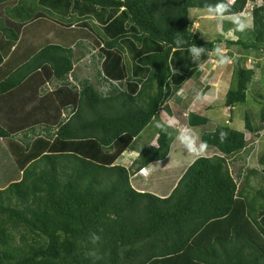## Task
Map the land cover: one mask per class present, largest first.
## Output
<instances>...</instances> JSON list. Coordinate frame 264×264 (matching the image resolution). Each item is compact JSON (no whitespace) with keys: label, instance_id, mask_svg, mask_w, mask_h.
Instances as JSON below:
<instances>
[{"label":"trees","instance_id":"1","mask_svg":"<svg viewBox=\"0 0 264 264\" xmlns=\"http://www.w3.org/2000/svg\"><path fill=\"white\" fill-rule=\"evenodd\" d=\"M13 1L0 0V34L11 44L24 24L39 18L40 9L36 0L10 5ZM53 1L58 7L77 3L82 11L98 12L108 35L97 32L100 38L89 42L90 50L84 48L87 64H79L92 69L91 76L77 75L74 49L47 45L0 81L2 97L33 72L42 82L53 76L60 81L57 94H64L68 104L53 129L47 125L24 139H15L16 132L0 120V139L21 171L18 181L0 189V264H93L88 254L93 248L100 255L96 264H264V150L258 157L260 170L242 165L233 176L228 163L251 151L249 136L258 132L248 113L244 131L231 128L229 120L201 133V143L215 153L196 157L168 195L138 192L130 183L135 173L169 154L176 131L159 120V112L173 115L169 98L200 73L223 41L194 32L190 10L207 11L218 0ZM261 1L252 10L246 38L226 43L239 47L227 52L235 60L233 86L223 103L230 113L246 101L254 76V66H244L245 59L264 52ZM223 2L238 14L246 0ZM121 7L122 15L112 18L110 13ZM178 38L183 45L177 46ZM192 45L206 50L199 63L188 51ZM131 48L140 53L128 60ZM260 99L257 119L264 130V95ZM182 119L195 128L209 122L194 112L182 111ZM150 125L155 132L150 144L128 167L117 164ZM92 233L101 237L96 245Z\"/></svg>","mask_w":264,"mask_h":264},{"label":"crops","instance_id":"2","mask_svg":"<svg viewBox=\"0 0 264 264\" xmlns=\"http://www.w3.org/2000/svg\"><path fill=\"white\" fill-rule=\"evenodd\" d=\"M17 1H23L24 3L33 5L31 0H14L13 2H10V5L15 4ZM56 2L57 1L53 0H36L34 2V4L40 8L38 10L39 18L29 21L22 26L16 43H9L4 36L0 34V52L3 56V62L0 65V81L13 74L19 67L24 65L33 54L47 45H57L67 49H74L75 59H78V62H75L74 64H79V61H82L83 63L86 57V54H84V48L86 51L89 42H93L94 39L100 38L97 32L108 35L104 30L105 24L102 22L101 14H98V12L88 8H85V11H82L77 3H73L70 6L63 5L62 3L61 6L58 7ZM195 10L205 11L198 9ZM121 15L122 12L119 10L110 13L112 18L120 17ZM65 16L66 18H70V24L62 18ZM214 18L220 19L219 17ZM222 19L227 18L225 17ZM107 21L110 22L111 20L107 19ZM96 26L99 29H97ZM86 29L89 32L85 31ZM82 52L83 54H81ZM131 57L136 58L135 55ZM131 57L130 60H132ZM208 60L210 62L211 58ZM82 65L83 64H79L78 67L80 79H83L87 75V72ZM130 66L133 69L134 65ZM33 73L29 74V79H24V77L21 78L19 85L13 91L0 97V120H2L5 128L16 132L14 133V135H16L15 139H24L27 136L32 137L33 135H39L41 131L45 130V126L47 125L53 129L54 125L61 121L59 114L67 111L68 104L66 102V96L64 94L59 96L56 91L60 81H57L53 76L45 79V81L43 80V82L38 81L31 76ZM20 77L21 75L17 76L15 79L18 80ZM212 87L213 86H210L208 91H210ZM182 90L183 88L181 87V89H179L176 94L167 101L173 114L174 108L172 104L177 102L176 98L179 99L181 103L183 101L181 99L187 97V95H182ZM214 92L212 94H214ZM225 93L223 94L224 96ZM210 94L206 95V97L211 96ZM190 103L192 104V102ZM190 103L185 110L181 109L184 115H187V113L190 112ZM206 104V107L210 110L213 103L211 104L209 102ZM194 113L201 114V112ZM202 114L206 115L207 113L203 112ZM171 119H174L175 121L165 122V125L172 126L171 123L174 124L180 122L179 118H176L174 115L170 117V120ZM139 138L134 140L132 148L130 147L126 149L121 156H119L116 163L119 162L120 158L125 156V162L127 161L131 164V162L137 157L141 148L150 144L152 140L149 138L148 143L145 144L143 141L142 143L137 144ZM169 152H171V150ZM167 160L164 159L159 162H153L146 166L142 173L134 174L130 179L132 188L138 192H148L158 197L168 195L183 173L171 186L167 183L169 182L167 179L168 176L152 175L156 172V170H154L155 168H157V171L159 170V172H164V166H162V164ZM125 167H127V165ZM20 178L21 171L14 165L8 149L0 139V189L7 187L8 184L12 182L18 181ZM156 191L160 194L156 193Z\"/></svg>","mask_w":264,"mask_h":264},{"label":"rangeland","instance_id":"3","mask_svg":"<svg viewBox=\"0 0 264 264\" xmlns=\"http://www.w3.org/2000/svg\"><path fill=\"white\" fill-rule=\"evenodd\" d=\"M262 3L261 0H248L244 9L248 11L250 7L259 6ZM241 17L242 20L250 24V27L246 28L243 32L236 31L235 25L232 23L229 16H227V19H217L214 17H210V14L208 11H196L195 9L190 10V17L193 21L191 28L192 30L198 31L199 34H201L203 37L209 40H214L215 38L220 39V37L223 39V41L218 42L217 47L221 50V53L224 57H227V52L229 51H236L238 50V46L232 47V45H227L226 43L228 41H235L237 38L245 37L246 33L249 29L252 27V19L251 14H237ZM200 16V17H197ZM208 19V21H206ZM228 23H231L230 25ZM223 24L225 27L223 28ZM209 28V29H208ZM92 35V34H91ZM246 38V37H245ZM221 40V39H220ZM153 51V50H152ZM149 51V52H152ZM140 52L136 50L129 49L127 53V59L130 60V57L139 54ZM256 53L252 54V57H247L245 59V63H243L246 67H252L254 66V76L252 78V82L249 84L248 91H247V99L243 104H238L234 107L233 111L230 113L227 108H225L223 105L224 103V93L226 90L233 86V83L231 84V75L233 73V66L235 60L232 58L227 59L220 63L217 57L215 55V50L210 57L211 60L206 61L200 68V73L195 74L192 79H189L187 82H185L182 86V95H187L186 98L181 99L183 100L181 103L174 102L172 104L174 108V116L176 118H179V115L181 114V109H184L187 107V105L190 103L189 111L191 112H205L207 113L206 116L209 118V122L205 126L201 127H189L184 123V120H180L179 123H171V127L175 128L177 126L176 136L174 140L171 143L170 154L165 158V161L162 166H164V172L157 171L154 172L152 175L154 176H168V185L171 186L173 183L176 182L177 178L186 170L188 165L198 156H212L215 153V150L210 147H205L201 150L200 145L202 144L200 141V136L203 131H213L216 126L226 125L229 120L232 121V123L229 125L231 128H234L237 131H244V115L245 113H248L252 118V123L256 127V131L258 132L257 135H250L248 139V148H251V151L247 154L240 153V158L235 160L233 158L232 160H229V169L232 172V175L234 176L236 174V171L238 168L242 165H244L245 170L246 169H261L262 167L258 164V157L260 156L261 152L264 150V138H262V135L264 133V130L258 122L257 116H258V110L260 107L259 101L263 102L262 99L259 100L260 95H264V52H261L260 55H256ZM213 57V58H212ZM229 59V60H228ZM235 59V58H234ZM250 59V60H249ZM247 60V61H246ZM249 60V61H248ZM80 70V69H79ZM85 71L87 72L88 76H91L93 71L92 69L85 68ZM77 75L78 72H77ZM209 85V86H207ZM210 86H213L210 91H208V88ZM215 90V92H214ZM214 94H212L213 92ZM206 93V94H205ZM211 93V94H210ZM205 94V95H204ZM211 95L206 97V95ZM192 98V99H191ZM204 99V100H203ZM207 101V102H205ZM213 103L212 110H208V107L206 103ZM185 110V109H184ZM159 120L161 122H171L175 121L174 119L170 120V118H167L165 113L159 112ZM230 121V122H231ZM182 124V125H181ZM184 125V126H183ZM189 132L192 133L195 137V146L193 147V151L196 153L189 154L185 149V147L180 143V141L177 139V136L181 132ZM154 130L153 126H147L143 130V132L140 134L139 140H137L138 143H142L143 141L146 143L149 142V138L154 137ZM184 149V150H183ZM125 156L119 159L118 164L128 166L130 165V162H125ZM233 161V162H231ZM160 167V166H159ZM161 168V167H160ZM166 178V177H165ZM242 182V181H241ZM255 179H253L252 185H255ZM156 193H159L156 191ZM160 194V193H159Z\"/></svg>","mask_w":264,"mask_h":264},{"label":"clouds","instance_id":"4","mask_svg":"<svg viewBox=\"0 0 264 264\" xmlns=\"http://www.w3.org/2000/svg\"><path fill=\"white\" fill-rule=\"evenodd\" d=\"M225 1L228 2L229 4L234 2V0H225ZM247 1L248 0H246V3H247ZM246 3H245V5H246ZM245 5H244V7H245ZM255 7H257V6H255ZM255 7H250V9L248 11H246V9L243 8L242 11L240 13H238V14H244V13L251 14L252 10ZM116 10H119L120 12H122L124 10V8L121 7V8H118ZM207 11L210 14V17H219V18H224L225 14L228 13L229 14V18L231 19L232 23L236 26L235 27L236 31L243 32L246 28L250 27V24L245 22L244 20H242L239 15L234 14V13H230L229 5L227 3H225V2H223V0H218V2L216 4L209 5L207 7ZM175 43L177 44V46H181V45H183L184 41L182 39L178 38L175 41ZM188 51L190 52V54H191V56L193 58V61L199 63L200 57L205 53L206 50H205L204 47H199L197 45H192L191 47L188 48ZM215 55L220 58L219 59L220 63H223L227 59V57H224L222 55L221 50L219 48L215 49ZM83 63L87 64L86 60H84ZM76 67H77V65H74L75 69H76ZM61 115L64 117V113H62ZM186 125L189 126L188 124H186ZM156 126L158 128H162V129L164 128V125L161 124V123H157ZM176 127L177 126H175V130L177 131L178 128H176ZM189 127H191V126H189ZM225 135H226L225 133L221 132V138H223ZM177 139L186 148L185 150L188 153H191V154L195 153L192 150L193 147L195 146V137L193 136L192 133L185 132V131L181 132V133L178 134ZM205 147H206V145L203 144V143L200 145L201 150L203 148H205ZM145 168H146V166L144 168H142L140 171H138L137 173H142L145 170ZM137 173H135V174H137ZM100 239H101V237L98 234H96V233H92L91 234L90 240H91V243L93 245L98 244ZM88 254H89V256H91L93 258V264H96V261H98L100 259V255H99L98 251L95 248L90 250Z\"/></svg>","mask_w":264,"mask_h":264}]
</instances>
